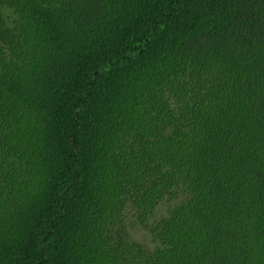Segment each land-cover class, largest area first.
I'll return each mask as SVG.
<instances>
[{"label": "trees", "instance_id": "trees-1", "mask_svg": "<svg viewBox=\"0 0 264 264\" xmlns=\"http://www.w3.org/2000/svg\"><path fill=\"white\" fill-rule=\"evenodd\" d=\"M0 264H264V0H0Z\"/></svg>", "mask_w": 264, "mask_h": 264}, {"label": "rangeland", "instance_id": "rangeland-1", "mask_svg": "<svg viewBox=\"0 0 264 264\" xmlns=\"http://www.w3.org/2000/svg\"><path fill=\"white\" fill-rule=\"evenodd\" d=\"M130 231H131L132 236L135 239H138V240H141V241H144V242L146 241V243L150 244L149 236L144 230L139 229L136 226H133V228L130 229Z\"/></svg>", "mask_w": 264, "mask_h": 264}]
</instances>
